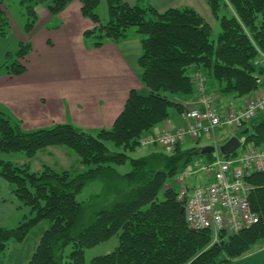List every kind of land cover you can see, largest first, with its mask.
<instances>
[{"label": "trees", "instance_id": "trees-1", "mask_svg": "<svg viewBox=\"0 0 264 264\" xmlns=\"http://www.w3.org/2000/svg\"><path fill=\"white\" fill-rule=\"evenodd\" d=\"M0 0V36L9 28ZM74 0H19L26 6L29 34L36 23L35 11L47 4L53 16L63 12ZM82 16L97 27L84 34L95 49L127 39L130 29L141 35L142 55L139 77L146 93L130 92L124 111L111 129L95 132L72 124L26 131L21 123L0 111V178L11 187L17 200L29 210L15 228L0 227V261L12 242L22 243L29 233L46 221L43 235L28 264H228L248 255L264 240V172L253 173L248 183L252 210L259 223L236 235L225 232L213 242L210 231L188 228L179 188L166 185L196 159V148L175 146L172 153L157 149L143 157L132 158L139 140L167 121L170 110L183 107L180 97L194 96L196 82L191 67L206 69L221 93L243 98L264 85V67L258 65L264 53V0H204L220 22L217 44L212 28L193 8H170L159 12L150 3L124 0H79ZM107 5V21L99 9ZM31 52L22 43L16 59L0 68V74L21 76L20 63ZM198 78L207 79L200 75ZM244 134V132H246ZM244 148H264V112L243 125L236 134ZM112 143L121 151H112ZM50 147H67L88 167L78 175L45 166L34 173L28 165L1 159L3 154L24 153L34 157ZM211 158V155H206ZM129 163L131 170L118 168ZM101 183L103 192L79 201L82 190ZM162 195V196H161ZM118 246L109 254L86 259V250L113 238Z\"/></svg>", "mask_w": 264, "mask_h": 264}, {"label": "crops", "instance_id": "crops-1", "mask_svg": "<svg viewBox=\"0 0 264 264\" xmlns=\"http://www.w3.org/2000/svg\"><path fill=\"white\" fill-rule=\"evenodd\" d=\"M124 1L135 4L138 0ZM140 1L152 4L160 12L170 8L190 7L201 15L202 7L203 10H210L204 0ZM35 11L38 22L22 41L31 46L29 55L20 61L26 72L21 76L0 74V111L21 123L26 131L50 128L55 124H72L92 132L111 129L124 111L130 92L136 90L146 93L139 79L142 70L138 60L143 52L141 35L137 31L128 32L126 40L118 44L107 43L95 49L93 41H87L84 34L94 30L96 25L82 16V4L79 0H74L57 16L49 12L47 4L37 6ZM191 70L195 82L200 75L206 77V94L212 97L221 115L242 110L249 99L258 94L255 92L243 98L223 94L221 88L214 84L202 68L194 66ZM260 88L259 91L264 92V85ZM196 94L180 97L176 102L183 110L186 107L188 109ZM188 124L182 119L181 112L175 109L167 121L151 132L176 131ZM238 131L221 129L215 138H204L211 139L209 142L202 143L203 139L196 142L187 138L181 146L183 149H192L183 147L191 140L196 144L193 148L198 152L213 145L214 141L219 146L224 144L236 136ZM157 149L160 150L153 147L152 151ZM50 151L42 150L52 155L53 152ZM5 157L9 156L1 155V159L14 163ZM26 159L30 158L26 156ZM200 159L210 162L212 157L197 160ZM28 212L17 200L8 183L0 178V227L15 228ZM49 227L50 224L44 221L22 243L12 242L0 264H28ZM260 243H264V240ZM228 264H264V244Z\"/></svg>", "mask_w": 264, "mask_h": 264}, {"label": "built area", "instance_id": "built-area-1", "mask_svg": "<svg viewBox=\"0 0 264 264\" xmlns=\"http://www.w3.org/2000/svg\"><path fill=\"white\" fill-rule=\"evenodd\" d=\"M257 64L264 66V53L259 52ZM197 94L191 107L181 112L183 120L189 122L176 131H160L143 136L141 147H163L171 152L187 138L193 141L213 137L221 129L241 128L264 112V92L249 99L240 111L221 115L214 101L206 94V81L196 80ZM244 143V139L242 140ZM218 147V143L213 144ZM264 172V150L244 148L230 157L215 153L211 162L195 160L183 170L177 180L196 178V186L180 183L178 199L183 203L185 221L189 229L210 231L213 242L219 241L223 232L239 234L259 223V216L252 210L250 194L253 187L247 179L253 173Z\"/></svg>", "mask_w": 264, "mask_h": 264}, {"label": "rangeland", "instance_id": "rangeland-1", "mask_svg": "<svg viewBox=\"0 0 264 264\" xmlns=\"http://www.w3.org/2000/svg\"><path fill=\"white\" fill-rule=\"evenodd\" d=\"M144 2L145 1H143V3ZM131 5H134V4H131ZM4 8L6 10V15H7V18L9 20L10 24H9V28L7 30V33L4 36H0V68L6 64L12 63L16 59L17 53L21 48V43L24 40V38H26V35H27L26 25L29 22V16L27 14L26 6L22 5L19 2V0H8L5 3ZM99 12L101 14V17L107 21L108 11H107V5L105 2H102V5L99 9ZM200 13H201V16L211 26V28H212L211 40L215 44H217L219 34L221 33L220 22L214 18L211 11L208 9L203 10V7H202L200 10ZM96 27H97V25H96ZM136 31H137L136 28H132L129 30V32H136ZM86 40L88 41V39H86ZM258 59H260V57H258ZM258 59H257V61H258ZM192 68L193 67H191L189 69L190 75L193 74V71L191 70ZM203 70H204V73L208 76V71L206 69H203ZM195 89H197V88L195 87ZM255 92H257L258 94L254 97L261 95L259 89ZM255 92H253V93H255ZM189 107H191V106H189ZM174 110H175L174 108H171L170 112L173 113ZM206 141L209 142V141H211V139L208 140V139L203 138L202 143H204ZM107 146L112 151H121V149L116 148L112 143H108ZM194 146H196V144L194 142H192L191 140H188L184 144L183 147L184 148H193ZM152 148L153 147H139L135 152L131 153L130 156L132 158L143 157V156L151 153ZM48 150H51L50 152H53L52 153L53 156L50 155L49 153H45L42 151L38 152L35 155V157L30 158L28 160L26 159V154H24V153L3 154V155L9 156V157H5V159L13 161L16 165L22 166L24 164H27L30 167V170L34 173L42 172L45 166H50L54 170L60 171V172L61 171H69L74 176L88 170V167H86L80 163V159L71 149H69L67 147H54L53 149L48 148ZM165 152H166V150H165ZM15 155H17V157H13ZM202 157L207 159L206 155L196 156L197 159L202 158ZM118 170L120 173H127L131 170V166L129 163H127L124 166L118 168ZM177 181L180 183H182V182L188 183V185L191 187L198 185L196 178L192 179V180H190V179H188V180H176L174 177L166 185V188L168 189L169 187L172 186V187H175L178 189L179 186L177 185L178 184ZM102 192H103V185L101 183H91V184L87 185L82 190V192L78 196V200L79 201H87L91 197L99 195ZM263 244L264 243L258 242L257 244H255V246L251 250V252L254 251L255 248H257ZM117 246H118V239L115 237L106 243H103V244L96 246L92 249H87L86 250V259L89 261L96 256H102V255H106L107 253H111L115 250V248Z\"/></svg>", "mask_w": 264, "mask_h": 264}, {"label": "water", "instance_id": "water-1", "mask_svg": "<svg viewBox=\"0 0 264 264\" xmlns=\"http://www.w3.org/2000/svg\"><path fill=\"white\" fill-rule=\"evenodd\" d=\"M244 132V134H246ZM241 147V140L239 139L238 136H234L230 138L224 145L220 146L218 148V151L221 155L223 156H231L235 152H237ZM217 151V149L214 146H207L196 152V156L199 155H206V154H214ZM181 211H184V207L181 208Z\"/></svg>", "mask_w": 264, "mask_h": 264}, {"label": "bare ground", "instance_id": "bare-ground-1", "mask_svg": "<svg viewBox=\"0 0 264 264\" xmlns=\"http://www.w3.org/2000/svg\"><path fill=\"white\" fill-rule=\"evenodd\" d=\"M214 154H215V153H214ZM214 154H212V158H213V155H214ZM210 162H211V161H210Z\"/></svg>", "mask_w": 264, "mask_h": 264}]
</instances>
